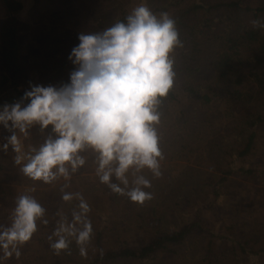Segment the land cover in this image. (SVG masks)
<instances>
[{
	"label": "trees",
	"instance_id": "trees-1",
	"mask_svg": "<svg viewBox=\"0 0 264 264\" xmlns=\"http://www.w3.org/2000/svg\"><path fill=\"white\" fill-rule=\"evenodd\" d=\"M158 1L150 0L146 15L138 21H131L127 11L110 6L116 15L107 12L111 17L108 25L104 17L100 18L106 31L110 27L106 48L99 56L65 58L57 64L53 76L45 72L49 82L56 86L62 83L63 89L60 86V92H56L59 98L50 105L52 111L44 110L45 115L39 113L36 120L43 128L53 129L57 144L62 145L63 136H68L71 129L92 130L101 113L109 123L111 136L109 144L102 146L104 154L113 153V159L130 165L139 164L157 146L163 147L170 159L175 154L194 153L197 146L191 135L202 128L203 120L208 121L212 108L231 121L226 129L231 137L226 145L217 139L207 144L206 157L215 158L218 166L213 171L188 168L172 178L166 174L163 182L157 181L158 176L151 182L149 177L143 178L148 184L141 181L149 191L148 203L131 220L134 229L145 230L149 237L133 243L119 236L125 228L115 218H108L103 226L102 221L93 218L95 253L86 264H183V246L190 238L198 243L194 264H245L251 256L264 258V233L260 231L252 229L236 235L227 227L228 233L220 234L205 228L203 219L196 215L174 227L167 224L168 214L166 218L156 217L162 204L167 210L161 211L169 213L174 207L182 209L192 195L215 208L221 188L229 180L225 177L229 170L216 174L222 159L235 154L239 160H246L256 147L258 133L264 129V0ZM0 3L6 13L0 24V109L19 106L22 110L25 106V112L38 103L21 88L28 83L16 25L23 2ZM39 34V54L44 53V62L47 52L66 39L56 37L60 41L57 43L48 36L51 29L46 27ZM57 58L55 53L46 60L53 64ZM66 72L72 78L63 82ZM33 73L40 71L34 69ZM246 79L248 85L244 84ZM81 80L84 86L80 88L91 85V94L77 97L81 95L75 87ZM48 84L42 83V87ZM53 113L58 114L56 126L45 122V116ZM115 113L120 116L113 122ZM37 166V178L31 179H47L48 167L41 158ZM238 171L255 174L247 166H239ZM106 189L110 201L116 204L121 194L115 181L107 183ZM173 200L175 203L170 205ZM106 227L113 228L115 234L107 236Z\"/></svg>",
	"mask_w": 264,
	"mask_h": 264
},
{
	"label": "rangeland",
	"instance_id": "rangeland-1",
	"mask_svg": "<svg viewBox=\"0 0 264 264\" xmlns=\"http://www.w3.org/2000/svg\"><path fill=\"white\" fill-rule=\"evenodd\" d=\"M21 1L23 8L16 16V25L25 72L28 71V83L21 88L36 98L38 106L28 108L25 112V106H21L22 110L19 106L0 109V264H86L95 253L91 239L95 232L91 225L93 218L102 221V226L110 218H115L120 227L125 228L119 236L133 243L149 237L145 230L134 229L131 220L148 203L149 191L141 183L147 184L143 178L147 176L151 182L158 176L157 181L163 182L167 180L166 174L172 178L188 168L215 170L218 167L215 158L206 157L207 144L217 139L226 145L231 137L226 132L231 121L212 108L208 121L203 120L204 125L198 130L199 133L191 135L197 146L194 153L188 156L175 154L170 159L164 148L157 146L137 165L117 161L115 157L113 159V153L104 154L102 146L109 144L111 136L107 130L109 123L104 121L101 113H98L92 130L85 132L83 129H71L68 136H63L64 143L57 144L54 130L43 128L42 123L36 120L39 113L43 116L44 110H51L50 105L59 98L56 92H60V86L63 89L62 83L56 86L51 80L49 82L45 72L53 76L57 64H62L67 57L86 55L90 58L103 52L109 41L110 27L106 31L100 18L104 17L107 23L111 19L108 13L113 17L116 15L115 9L110 6L127 11L131 21H138L146 15L151 6L150 0ZM5 16L0 3V24ZM106 23L105 26L108 25ZM45 27L51 29V35L48 36L55 39L64 37L66 42L47 52L43 62L44 53L43 56L42 52L39 54L38 39L42 36L39 32L44 31ZM55 53L58 58L51 64L46 59ZM34 69L40 73L33 75ZM199 76L202 77V72ZM71 78L66 72L63 82ZM89 80L98 82L97 79ZM84 81L85 84L88 82ZM42 83L49 84L42 87ZM83 83L81 80L79 86L75 87L81 95L77 97H84L88 92L91 94V85L87 89L80 88L84 86ZM244 84L248 85L247 79ZM57 115H46L45 122L56 126ZM119 116L115 113L113 122ZM115 133L121 135L117 131ZM255 146L246 160H239L235 154L222 159L224 162H221L222 166L216 170V174L224 170L230 173L224 174L229 180L222 186L215 208L201 201V197L192 195L182 209L174 207L169 212L173 217L161 211L167 210L165 204L159 206L156 217L163 215L166 218L165 214H168L169 227L180 224L182 220L195 218L193 215H196L203 219V226L211 232L227 234V227H231L236 235L252 229L264 233L263 128L258 133ZM38 158L48 167L49 176L33 181L31 177L37 178L34 171L38 169ZM239 166L254 169L255 174L240 173ZM111 180L115 181L121 194L116 204L110 201L109 190L106 189V184ZM149 187L152 188L151 184ZM174 203L175 200L170 205ZM112 207L115 209L113 215ZM149 218H152L150 214ZM107 227L104 229L107 236L115 234L113 228ZM196 244V239L192 241V238L184 244L183 264H194ZM245 264H264V258L251 256Z\"/></svg>",
	"mask_w": 264,
	"mask_h": 264
}]
</instances>
